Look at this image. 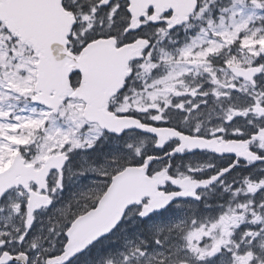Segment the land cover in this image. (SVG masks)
I'll return each mask as SVG.
<instances>
[{"label": "snow or ice", "instance_id": "1", "mask_svg": "<svg viewBox=\"0 0 264 264\" xmlns=\"http://www.w3.org/2000/svg\"><path fill=\"white\" fill-rule=\"evenodd\" d=\"M0 264H264V0H0Z\"/></svg>", "mask_w": 264, "mask_h": 264}]
</instances>
